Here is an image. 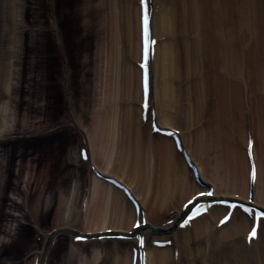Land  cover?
<instances>
[{
	"label": "bare ground",
	"instance_id": "obj_1",
	"mask_svg": "<svg viewBox=\"0 0 264 264\" xmlns=\"http://www.w3.org/2000/svg\"><path fill=\"white\" fill-rule=\"evenodd\" d=\"M237 2L130 0L126 8L110 9L111 37L124 44L128 62L123 55L122 63L113 59L118 93L107 107L102 94L93 109L102 136L76 146L78 163L87 156L94 183L75 189V200L94 228L71 226L72 214L56 227H75L68 243L93 246V259L113 245V264H178V253L180 264H264V72L257 71L262 62L252 53L259 6ZM203 57L214 59L212 76L197 78L184 94L181 82L187 85L196 72L183 80L180 64L191 72ZM208 77H215L210 85L217 103L234 102L238 89L241 100L244 90L248 103L257 104L259 121L244 127L243 119V130L219 139L201 90ZM122 100L132 105L116 103ZM4 131L2 125L0 136ZM50 242L47 235L41 256L51 252ZM124 244L130 245L125 251Z\"/></svg>",
	"mask_w": 264,
	"mask_h": 264
},
{
	"label": "rangeland",
	"instance_id": "obj_2",
	"mask_svg": "<svg viewBox=\"0 0 264 264\" xmlns=\"http://www.w3.org/2000/svg\"><path fill=\"white\" fill-rule=\"evenodd\" d=\"M238 1L239 6L249 3ZM253 1L259 11L252 17L256 33L252 53L261 59L260 74L264 72V0ZM115 5L126 8L130 0H0V127H5L0 140L9 138L6 146L0 147V264H34L43 252L46 236L71 214V226L81 231L94 228L75 200V189L82 192L79 187L88 185L89 180L90 186L94 183L86 156L82 154L85 158L78 163L76 146L78 140L91 142L102 136L93 109L102 94L107 107L113 92L118 93L119 88H113L116 76L112 71L116 68L111 63L114 58L123 62L119 56L125 52L124 44L111 37L113 28L106 22ZM10 25L13 29L7 28ZM12 37L18 40L12 41ZM213 60L203 57L191 72L180 64L183 80L196 72L187 85L181 82L184 94L197 78L212 76ZM214 79H205L201 90L208 102L207 117L215 121L219 139L231 130H243V119L244 127L259 121L257 104L248 103L244 90L241 100L238 89L234 102L217 103V93L210 85ZM116 103L132 105L131 100ZM218 112H222L220 116ZM85 126L93 134H87ZM197 130L198 126L190 127L192 133ZM234 138L237 140L238 134ZM85 171L89 172L84 180ZM168 216L170 213L161 220ZM70 237L64 234L56 240L46 264H113V245L93 259V246L68 243ZM128 246L124 244L122 250ZM108 251L111 255H106ZM177 258L175 262L180 264L179 253Z\"/></svg>",
	"mask_w": 264,
	"mask_h": 264
},
{
	"label": "snow or ice",
	"instance_id": "obj_3",
	"mask_svg": "<svg viewBox=\"0 0 264 264\" xmlns=\"http://www.w3.org/2000/svg\"><path fill=\"white\" fill-rule=\"evenodd\" d=\"M146 4H147V0H145V5H146ZM262 215H264V214H262ZM255 235H256V232L253 231V232L251 233L250 239H251L252 236H255Z\"/></svg>",
	"mask_w": 264,
	"mask_h": 264
}]
</instances>
